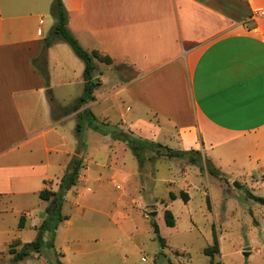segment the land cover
<instances>
[{"label":"crops","instance_id":"crops-1","mask_svg":"<svg viewBox=\"0 0 264 264\" xmlns=\"http://www.w3.org/2000/svg\"><path fill=\"white\" fill-rule=\"evenodd\" d=\"M62 3L81 48L125 62L132 75L119 80L94 60V99L66 113L82 95L84 65L53 33L54 0H0L1 244L11 243L6 214L19 201L41 202L32 213L18 209L20 232L31 216L33 229L43 221L49 202L38 194L57 191L75 155L64 124L74 120L75 129L77 115L89 112L86 130L93 131L92 117L107 121L95 110L109 102L127 103L131 119L121 115L120 124L137 138L201 151L217 165L243 156L264 174V0ZM93 132L98 149L110 151L109 136Z\"/></svg>","mask_w":264,"mask_h":264},{"label":"rangeland","instance_id":"rangeland-1","mask_svg":"<svg viewBox=\"0 0 264 264\" xmlns=\"http://www.w3.org/2000/svg\"><path fill=\"white\" fill-rule=\"evenodd\" d=\"M107 66L119 80L127 81L132 75L125 62L112 61ZM103 75L109 78V73ZM126 106L121 102L99 105L95 112L104 113L107 121L96 123L103 129L128 133L119 118L125 115L130 122L132 112L127 113ZM74 125V120H68L64 127L73 143L71 151L75 148L83 161L81 179L63 197L61 215L66 219L59 223L52 219L44 234L47 242L54 231V250L62 254L43 249L13 262L8 244L0 242V264H56L57 260L62 264H209L204 250L211 247L214 237L219 245L215 261L264 264V206L251 198H264V174L245 157L222 158L217 165L199 151L201 168L188 157L169 158L161 149L160 156L145 154L155 158L140 167L121 140L109 136L110 151H100L101 136L86 130L85 119L80 138L87 147L78 151ZM180 192L187 193L186 203L178 198ZM169 193L177 199L172 201ZM26 200L6 214L10 242L29 243L37 237V229L31 228L36 223L32 216L23 231L17 228L18 209L26 205L32 213L41 204L37 197ZM167 210L173 215V227L165 224ZM153 226L164 240L163 247Z\"/></svg>","mask_w":264,"mask_h":264},{"label":"trees","instance_id":"trees-1","mask_svg":"<svg viewBox=\"0 0 264 264\" xmlns=\"http://www.w3.org/2000/svg\"><path fill=\"white\" fill-rule=\"evenodd\" d=\"M51 13L55 17L56 22L53 27V33L57 35L60 39H62L74 52L76 57L83 63V92L82 95L75 101V103L69 108L66 109L65 112H75L80 109L86 103L92 101L94 99L93 92L100 85V83L94 79L93 72L96 69V65L94 60H97L101 63H105L107 65L112 63V59L103 56L101 57L96 51L87 52L78 44L76 39L72 36V34L68 31L67 25V14L64 10L62 0H54V4L51 8ZM46 45L49 43L46 41ZM46 78V77H45ZM87 115H90L89 112H84L83 114L79 113L77 115V123L75 126V130L77 136L79 138L78 151L84 149L85 143L82 142L80 136L82 132L81 121L86 119ZM90 128L98 132L102 135L110 136L113 139L121 140L126 147L132 152L133 156L136 158L138 165L142 167L145 161H153L154 156H160L162 153L160 152L163 149L166 153V156L169 158H186L188 157L190 161L194 162L196 165L202 168L201 165V153L195 150L181 151V150H173L166 146H163L158 143H154L148 140L137 138L133 135L131 131L128 133L115 131L116 129H103L96 123V119L92 117V122L90 123ZM112 131V132H111ZM77 151V152H78ZM148 152L154 153V156H145ZM209 161V160H208ZM82 158L75 153L74 156L71 157L66 170L62 177L59 180L58 189L56 192H52L47 188L42 189L38 197L42 201L49 202L47 207L44 210V219L41 224L37 227V237L34 241L29 243H22L19 240H14L8 245V253L12 256L13 262L23 261L31 256L32 253L40 254L43 249L52 250L54 253V231H51L50 240L44 242V234L48 231V227L50 225V221L53 219L58 223L66 219L61 215L62 201L63 197L67 191H69L72 187H74L79 179V173L82 169ZM207 170L213 173V169L208 166ZM47 184V182H45ZM169 198L173 201L177 199V197L173 193H169ZM183 202L188 201V195L185 192H180L179 197ZM251 198L257 203L264 206V198L252 196ZM52 220V221H53ZM165 224L168 227L174 226V218L172 213L167 210L164 213ZM25 225V217L21 215L18 221V229L24 228ZM55 230V227L53 228ZM154 233L156 234L161 246L163 247V239L160 237L158 233V229L156 226H153ZM20 246L19 250H15L16 247ZM204 254L209 258V264H221L220 261H215L214 256L219 254V245L216 237H214L213 244L211 247L206 248L204 250ZM56 264H62L58 260Z\"/></svg>","mask_w":264,"mask_h":264},{"label":"water","instance_id":"water-1","mask_svg":"<svg viewBox=\"0 0 264 264\" xmlns=\"http://www.w3.org/2000/svg\"><path fill=\"white\" fill-rule=\"evenodd\" d=\"M154 215H155L154 212L150 213V216H154ZM244 256H247V253H244Z\"/></svg>","mask_w":264,"mask_h":264},{"label":"built area","instance_id":"built-area-1","mask_svg":"<svg viewBox=\"0 0 264 264\" xmlns=\"http://www.w3.org/2000/svg\"><path fill=\"white\" fill-rule=\"evenodd\" d=\"M39 24L41 25L42 24V20L39 21ZM40 32V31H39Z\"/></svg>","mask_w":264,"mask_h":264}]
</instances>
